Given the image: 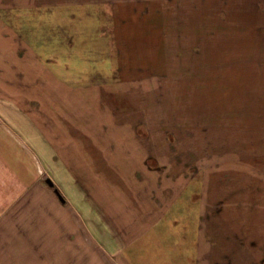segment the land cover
<instances>
[{
  "label": "rangeland",
  "instance_id": "rangeland-1",
  "mask_svg": "<svg viewBox=\"0 0 264 264\" xmlns=\"http://www.w3.org/2000/svg\"><path fill=\"white\" fill-rule=\"evenodd\" d=\"M167 1L152 2L149 12L158 10V15L141 17L147 29L137 31L138 38L134 41L124 39L119 46L110 47L109 56L120 55L115 59L105 61L107 55H102V51L90 53L92 44L99 47L104 42L94 41L95 30L85 32L81 23L61 21L55 27L57 44L50 40L39 48L41 54L57 51L56 61L38 62L44 67L38 66V70L34 56L28 57V62L0 64L13 69L0 71V87L11 84L13 91L24 93L0 94V101L11 100L26 113L34 125L43 130L56 155L57 147L61 146L69 156L70 146L76 144L70 142L75 140L79 148L89 150L88 165L79 163L78 166L74 158L73 169L74 176L81 178L84 187L87 184L94 196L97 215L104 212L103 197L109 199L118 194L108 189L109 186L113 188L111 184L131 178L135 181L139 176L150 179L159 176L149 173L147 167L162 169L167 166L170 170L173 167L174 174L180 178L182 168L189 165L193 173V169L199 167V159L201 164L205 162L207 167H213V155L208 153L213 154L218 147L239 150L246 145L241 139L236 144L218 142L217 117L229 115L228 131L222 132L227 140L243 134L244 125L264 123V62L250 61L253 49L239 47V42L235 43L237 39H230L233 31L230 27L246 22V13L251 7L232 5L231 9L229 1L225 5L224 0H205L183 10L178 7L183 0ZM255 17L259 22L257 26L264 25L260 14ZM151 22H156L159 29L154 30ZM186 25L199 26V34L185 31ZM219 28L221 30H217ZM69 34L73 46L68 48L64 40ZM189 34L191 37L187 40ZM139 35L145 39H140ZM30 47L28 50H36ZM231 52L233 63L229 61ZM230 71L234 72L230 79L232 85L226 78ZM230 86L233 89L228 91ZM256 131L255 135L260 133ZM222 160L228 162L223 166L231 163L226 156ZM237 161L233 172L227 173L233 180L230 186L234 194L228 212L236 231L247 235L246 243L257 240L262 246L264 196L261 192L254 194L264 188V177L260 170L249 171L247 166L259 162L264 166V159L256 157L248 160V164L246 159L237 158ZM51 172L57 180V168ZM218 172L217 169L215 176ZM210 174L209 178L213 179L214 171ZM114 188H122V185ZM185 198V195L179 198L173 215H184L182 200ZM190 209L186 216L195 220ZM63 212L57 211L56 201L50 204V197L31 193L28 208H20L17 216L6 225L8 231L4 236L15 232L18 239L1 240L5 245L0 247V264H102L95 251L87 255L69 254L65 252L69 249L62 246L63 253L57 254L55 239L52 245L51 238L37 237L38 234L49 235V232L40 231L57 234V229H61L68 233L70 227ZM168 217L171 218L170 212ZM26 226L29 233L23 231ZM25 240L27 244L16 245Z\"/></svg>",
  "mask_w": 264,
  "mask_h": 264
},
{
  "label": "crops",
  "instance_id": "crops-1",
  "mask_svg": "<svg viewBox=\"0 0 264 264\" xmlns=\"http://www.w3.org/2000/svg\"><path fill=\"white\" fill-rule=\"evenodd\" d=\"M156 1L0 0V64L28 62L30 56H34L36 63L51 62V59L56 61L57 51L41 54L39 48L44 47L50 40L57 44L55 27L61 21L81 23L85 32L91 33L95 30L97 35L94 41L100 39L105 43L99 47H93L97 44H92L90 53L102 51V55H107L105 61H109V58L115 59L120 55L109 56L110 47L119 46L120 41L124 39L134 41L138 38L135 33L147 29L143 23L145 20L141 17L151 18L152 15H158V10L149 12V6ZM228 1L231 9L232 5L233 7L242 5L246 9L251 7L246 13L248 14L246 22L249 24L238 23L234 28L232 25L230 39H237L235 43L239 42L237 43L239 47L247 46L253 49L252 54H249L252 58L250 61L264 62V25L257 26L259 22L255 20V16L259 14L263 17L262 21L264 20V0L223 2L226 5ZM198 2L205 0H183L178 7L186 10V6L195 7ZM253 6L261 8L259 9L261 12L255 10L256 8L252 10ZM151 24L154 30L159 29L156 22ZM183 28L191 33L196 31L197 35L200 31L199 26L186 25ZM128 31L129 34H123ZM239 31L244 33L239 34ZM235 32L237 34H234ZM190 34L187 40H190ZM139 36L140 39H145V36ZM71 40L72 35L69 34L64 40L66 47L73 46ZM30 45L36 47V50H28L31 48ZM229 61L235 62L232 52ZM38 66L44 68L42 63L35 66L37 70ZM8 69L13 70L0 66L1 72ZM233 76V71L226 73L231 85L233 81L230 79ZM12 78L10 79L13 82ZM235 84L237 85V81ZM0 89H2L0 94H24L22 91H13L14 87L11 84H5ZM4 89L12 91L10 93ZM232 89L230 86L228 91ZM228 117L229 115L217 117L219 124L216 130L219 126L220 131L218 142L236 144L238 139H241V143H246L242 148L237 150V147L232 149L229 147L230 149L226 150V147H218L213 154L208 153L213 155V167H207L205 162L201 164L199 159V167L190 173V166L186 165L182 168L180 178L174 174L173 167L171 170L167 166L162 169L147 167L149 173H158L159 176L151 180L149 176L141 178L138 175L139 178L135 181L131 178L127 182L111 184L113 188L109 186L108 189L118 194L109 199L103 197L104 212L97 215L93 204L94 196L88 185L85 184L84 187L81 178L74 176L76 171L73 169L74 158L82 161H77L78 166L79 163L81 166L88 165L89 150L79 148L78 140H75L70 142L76 144L70 146L69 156L66 149L61 146L57 147L56 155L43 130L36 127L32 119L11 100H1L0 247L5 245L3 241L1 242L2 239H18L14 232L17 227L12 228L14 234L4 236L8 231L6 225L17 216L20 208L24 206L28 208L31 193H35L50 197L51 205L56 201L57 211H64L63 216L68 220L70 227L68 233L57 229V234L52 231H40L49 232V235H37L39 238H51L52 245L55 239L54 247H57V254L63 253L61 251L63 246L69 249L65 251L69 254L87 255L94 254L95 251L102 264H264V242L262 246L257 240H248L246 243L247 235L242 231H236L232 225L228 208L232 206V204L229 206V203L233 202L234 198L230 186L233 180L227 175L228 172H233L235 168L233 165L238 162L237 158L246 159V164L249 163L248 160L252 161L256 157L264 159V123L251 122L244 125L246 131H242L243 134L227 140V136L223 137L222 132L228 131L226 129L227 125H230L227 123ZM256 130L260 133L255 135ZM204 154L206 155V151ZM224 156L231 162L228 167L223 166L224 163H228L223 162ZM68 159H72L71 162ZM55 168L57 180L51 172ZM217 169L219 172L215 176ZM247 169L260 170L264 177L263 162L256 165L252 163ZM210 171H214L213 179L209 178ZM116 185H122V188H114ZM260 192L263 197L264 188L255 194L252 193L256 196ZM184 195L187 197L182 200L184 215H173L174 209L178 207L179 198ZM188 200L191 201V205H188ZM189 208L190 212L194 213L195 220L187 218ZM169 212L171 218L168 217ZM57 216L63 217L58 214ZM23 231L28 232V226ZM25 236L28 238L26 232ZM21 238L23 239L24 235ZM27 243L28 240H25V243L16 242V245Z\"/></svg>",
  "mask_w": 264,
  "mask_h": 264
}]
</instances>
